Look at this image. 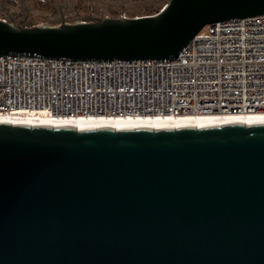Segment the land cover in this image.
<instances>
[{
  "label": "water",
  "instance_id": "95a60500",
  "mask_svg": "<svg viewBox=\"0 0 264 264\" xmlns=\"http://www.w3.org/2000/svg\"><path fill=\"white\" fill-rule=\"evenodd\" d=\"M264 0H169L151 16L27 26L0 56L174 60ZM0 264H264V123L74 127L0 122Z\"/></svg>",
  "mask_w": 264,
  "mask_h": 264
},
{
  "label": "built area",
  "instance_id": "2783aa9c",
  "mask_svg": "<svg viewBox=\"0 0 264 264\" xmlns=\"http://www.w3.org/2000/svg\"><path fill=\"white\" fill-rule=\"evenodd\" d=\"M256 113L264 114V15L207 25L174 60L0 56V116L167 118Z\"/></svg>",
  "mask_w": 264,
  "mask_h": 264
},
{
  "label": "flooded vegetation",
  "instance_id": "af4514ba",
  "mask_svg": "<svg viewBox=\"0 0 264 264\" xmlns=\"http://www.w3.org/2000/svg\"><path fill=\"white\" fill-rule=\"evenodd\" d=\"M164 2L167 4L169 0H165ZM164 2L163 4H165ZM160 4V0H0V18L27 26H37L40 24L31 23L29 20L32 15V11L30 10L40 8L54 15L56 14L57 17L54 18L51 15L50 22L42 24L58 25L64 21L72 23L77 20L88 21L107 17L120 18L123 14L127 15L125 9L128 7L136 10L148 9L150 14H154L158 10H161ZM20 11L23 12L21 13ZM82 11L85 12V16L82 15L78 18V14ZM65 12H70V15H66ZM73 15H77L78 19L72 21L67 17ZM127 16L135 17L132 15Z\"/></svg>",
  "mask_w": 264,
  "mask_h": 264
},
{
  "label": "bare ground",
  "instance_id": "6f19581e",
  "mask_svg": "<svg viewBox=\"0 0 264 264\" xmlns=\"http://www.w3.org/2000/svg\"><path fill=\"white\" fill-rule=\"evenodd\" d=\"M0 122H9L14 125H48V126H74V127H178L199 125H225L243 123L245 125L264 123V114H247L237 116H185L161 118H56L42 115H2Z\"/></svg>",
  "mask_w": 264,
  "mask_h": 264
},
{
  "label": "rangeland",
  "instance_id": "374dc122",
  "mask_svg": "<svg viewBox=\"0 0 264 264\" xmlns=\"http://www.w3.org/2000/svg\"><path fill=\"white\" fill-rule=\"evenodd\" d=\"M165 0H160V3H161V6H162V8L165 6V5H167L166 3L165 4H163V2H164ZM133 4V3H132ZM30 11H32V15L30 16V22L31 23H35V24H42V23H46V22H50V20H51V15H53L52 17H54V18H57L56 17V14L54 15V14H52V13H49V12H47V11H44V10H41L40 8H37L36 10H30ZM125 11H126V14L127 15H131V13L133 12V11H137V12H139V11H142V10H135V9H133V8H131V7H128V8H126L125 9ZM15 12V11H14ZM17 12V11H16ZM21 13L23 12V11H20ZM113 12V11H112ZM119 12H121V11H119ZM66 13V15H70V12H65ZM72 13V12H71ZM75 13V12H74ZM12 14V13H11ZM85 14V12H81L80 14H78V18H80L82 15H84ZM142 14H150V11L148 10H144L142 13L140 12L139 13V15H142ZM1 16V15H0ZM85 16V15H84ZM70 20H72V21H75V20H77L78 18H77V15H73V16H71V17H69V16H67ZM81 20H84V19H81ZM76 22H79V20H77V21H75V22H72V23H76ZM61 24V23H60ZM59 25V24H58Z\"/></svg>",
  "mask_w": 264,
  "mask_h": 264
},
{
  "label": "trees",
  "instance_id": "16d2710c",
  "mask_svg": "<svg viewBox=\"0 0 264 264\" xmlns=\"http://www.w3.org/2000/svg\"><path fill=\"white\" fill-rule=\"evenodd\" d=\"M165 3V2H164ZM160 7H161V9H162V6H161V4H160ZM136 10V9H135ZM144 10H147L148 11V9H144ZM144 10H142V11H139V12H137V11H133L132 13H131V15L132 16H137V15H139V13L141 12H143ZM159 11V10H158ZM142 15H146V14H142ZM141 16V15H140Z\"/></svg>",
  "mask_w": 264,
  "mask_h": 264
}]
</instances>
